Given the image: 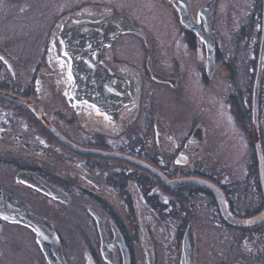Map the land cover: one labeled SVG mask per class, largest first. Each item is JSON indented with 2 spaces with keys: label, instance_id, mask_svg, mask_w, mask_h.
Here are the masks:
<instances>
[{
  "label": "flooded vegetation",
  "instance_id": "flooded-vegetation-1",
  "mask_svg": "<svg viewBox=\"0 0 264 264\" xmlns=\"http://www.w3.org/2000/svg\"><path fill=\"white\" fill-rule=\"evenodd\" d=\"M220 1L0 0V264H183L189 243L190 264H264V217L224 215L264 210V46L251 106L224 51L258 38V61L264 0L251 31ZM218 61L224 133L198 95Z\"/></svg>",
  "mask_w": 264,
  "mask_h": 264
},
{
  "label": "rangeland",
  "instance_id": "rangeland-1",
  "mask_svg": "<svg viewBox=\"0 0 264 264\" xmlns=\"http://www.w3.org/2000/svg\"><path fill=\"white\" fill-rule=\"evenodd\" d=\"M224 3H225V0L220 1V8L218 11L219 18L221 17L223 19H228L226 17H229L228 14H230L231 18L233 20L238 21L239 22L238 24L242 23L246 27L247 31H251L250 29H253L254 22H253V19L251 18V13H253L255 11V7L253 6L252 0H239V2H238L239 5L237 4L236 5L237 7H235V8L232 7V9H230V10H228L222 6V4H224ZM224 29L222 28V32L226 31L227 28H224ZM227 41L229 44H226V46L227 47L230 46V48L226 47L227 49L224 51H227L231 54V58L228 55H227V57H229L228 62L231 63V64L230 63L229 64L233 69L232 73L234 74L233 76L235 77L236 87L237 86L240 87V86L245 84L246 91H247L246 97L248 99V105L251 106L250 105L251 100H252V89H251L252 84H251V82H252V79L254 78V76L256 75V68H257V63H258L257 52H258V46H259V44H258L259 39L256 38V41L253 43V46H252V44L249 45V43H245V40L243 38L240 39L239 41H237L236 43H235V41H232V39H228ZM246 41H248V39ZM251 46H252V48H251ZM228 49H230V50H228ZM251 49L253 51V54H252L253 57L251 58V56H250L249 58H247L248 56L246 55V52L250 51ZM216 66H217V71L215 73V83H214L215 88H213L212 90H202L201 92L198 93V95L201 97H204V99H202L200 102V110H201V107H203V106L207 107L208 106V109L210 111L209 112L210 115L215 117V126H216L215 128H219V129H217V131L223 132V130H221V126L223 124H228V122L225 119V117H227V116H224V114L220 113L221 104L219 103L220 99L218 98V96H217V98H215V100H212L211 98L213 97L214 93L215 94L218 93L220 86L223 83L224 84L226 83L225 76L227 74V67L228 66L225 67V65H223V63L220 61L217 62ZM250 69H251L252 73H248V71ZM245 77H246V79L244 80ZM193 82H194V79H193ZM190 83H188V84H190ZM190 93H192V97L196 96L194 91H191ZM165 96L168 100H170L174 103V105H175L174 107L177 106L176 105L177 100L173 97L171 92L170 93L168 92V94ZM167 99H166V101H168ZM253 101H254V98H253ZM211 102H214L213 110H212V108L209 107L211 105ZM220 102H221V100H220ZM179 111L182 113V111L180 109H179ZM173 112H174V114L176 113L175 111H173ZM229 125H230V127H229L230 130H228V133L231 134L232 137L237 138L238 133H239L238 129L236 130L234 125L232 126V124H230V123H229ZM240 148H241V146L239 144L236 145L235 142L232 141L231 152L233 154H234V152L237 153L236 156L234 157V159H236V160L240 158V155H239V151H241ZM241 159H243V156L241 157ZM238 162H239V160H238ZM21 242L26 247V245L29 244L28 237L24 236ZM11 255H13L14 257H12V259H10V257L6 258V262H8L10 260V262H12L13 264L14 263L16 264V262L18 260H20L18 252L11 253ZM205 264H208L207 261L205 262Z\"/></svg>",
  "mask_w": 264,
  "mask_h": 264
},
{
  "label": "water",
  "instance_id": "water-1",
  "mask_svg": "<svg viewBox=\"0 0 264 264\" xmlns=\"http://www.w3.org/2000/svg\"><path fill=\"white\" fill-rule=\"evenodd\" d=\"M201 16H202V20L204 22L207 21L206 23H207V27H208V24H209V21H210V18H211V9L208 12H206L204 10L201 11ZM206 30L208 31V28L204 29V31H206ZM263 46H264V39H263V41L261 43V46H260V52H259L258 63H257V71H256V76H255L254 91L256 90L257 83H258V80H259V77H260V73H261ZM14 99L19 100V101L25 103L27 106H29L36 113L37 116H39L40 118H42L41 113L31 103H28L25 100L19 99L17 97H14ZM254 138H255V144H256V154H257V159H258L259 176H260V179L262 181L263 191H264V167H263V159H262L261 150H260V147H259V144H258V140H257L256 129L254 130ZM139 163H141V162H139ZM141 164H143V163H141ZM143 165H145V164H143ZM147 167L150 168L149 166H147ZM152 170H153V168H152ZM160 176L170 186L187 185V184L203 185V186L211 189L215 193V195L217 197H219V193L217 192L218 191L217 188L215 186H213L211 183H209V182H207L205 180H201V179H198V178H190L189 177V178H181V179H176V180H172V181H167L163 175L160 174ZM222 211H223V209H222ZM224 215L231 222L245 225V224H253V223H256L259 220H261L264 217V210H263L262 213L258 214L257 216H254V217L248 218V219H243V220H238L236 218H233L232 216H230V214H228L226 212L224 213ZM188 247H189L188 254H185V251H184L183 264H190V260H191V251H190L191 245H190V243H189ZM56 250H58V247H56ZM56 250H55V252H56Z\"/></svg>",
  "mask_w": 264,
  "mask_h": 264
}]
</instances>
